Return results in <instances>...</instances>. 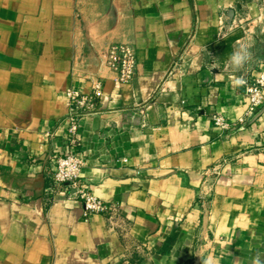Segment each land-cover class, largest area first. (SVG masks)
Instances as JSON below:
<instances>
[{
  "label": "crops",
  "instance_id": "crops-1",
  "mask_svg": "<svg viewBox=\"0 0 264 264\" xmlns=\"http://www.w3.org/2000/svg\"><path fill=\"white\" fill-rule=\"evenodd\" d=\"M120 43L130 83L104 61ZM263 73L264 0H0V264H264V105L243 94ZM97 79L72 137L65 91ZM68 153L108 214L54 187Z\"/></svg>",
  "mask_w": 264,
  "mask_h": 264
},
{
  "label": "built area",
  "instance_id": "built-area-1",
  "mask_svg": "<svg viewBox=\"0 0 264 264\" xmlns=\"http://www.w3.org/2000/svg\"><path fill=\"white\" fill-rule=\"evenodd\" d=\"M105 64L117 74L120 83L132 82L136 73V53L134 48L125 43L114 44L104 55ZM243 94L247 98L252 109H260L264 105V73L259 77L250 78L243 83ZM68 112L66 119L69 125V134L75 137L80 122L96 114L97 103L104 98V84L97 79L93 83L91 94L81 93L73 88L65 91ZM214 125L222 131H229L232 123L222 115L213 117ZM240 123L245 120L241 119ZM55 169L52 174V182L56 189L70 193L75 192V198L82 203V216L85 221L92 217L108 214L113 206L109 205L90 189L89 185L82 180L84 161L75 153H68L54 157ZM220 174L215 168L210 174L207 187L211 188V181Z\"/></svg>",
  "mask_w": 264,
  "mask_h": 264
},
{
  "label": "clouds",
  "instance_id": "clouds-1",
  "mask_svg": "<svg viewBox=\"0 0 264 264\" xmlns=\"http://www.w3.org/2000/svg\"><path fill=\"white\" fill-rule=\"evenodd\" d=\"M251 59V53L249 52L246 45H242L241 47L237 48L229 57L228 64L233 68V70H240L244 68L245 64ZM242 79L237 80V83H243ZM209 264V262H206ZM255 264H260L259 258L255 261Z\"/></svg>",
  "mask_w": 264,
  "mask_h": 264
},
{
  "label": "water",
  "instance_id": "water-1",
  "mask_svg": "<svg viewBox=\"0 0 264 264\" xmlns=\"http://www.w3.org/2000/svg\"><path fill=\"white\" fill-rule=\"evenodd\" d=\"M211 183H212V181H211Z\"/></svg>",
  "mask_w": 264,
  "mask_h": 264
}]
</instances>
